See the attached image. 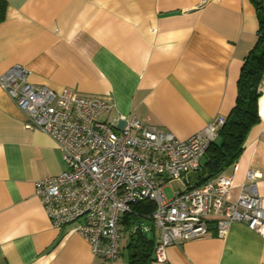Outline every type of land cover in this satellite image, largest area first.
<instances>
[{
    "label": "crops",
    "instance_id": "crops-1",
    "mask_svg": "<svg viewBox=\"0 0 264 264\" xmlns=\"http://www.w3.org/2000/svg\"><path fill=\"white\" fill-rule=\"evenodd\" d=\"M5 2L0 73L22 65L35 86L105 97L111 109L102 120L135 116L178 139L228 116L241 65L257 39L252 0ZM258 88L260 120L238 159L220 172L233 175L232 199L250 171L264 198V75ZM24 122L0 88V264H131L132 226L123 225L118 257L109 263L72 224L53 225L35 182L61 173L66 163L46 133ZM210 223L204 236L167 246L165 260L152 252L139 264H264V237L243 222L220 236Z\"/></svg>",
    "mask_w": 264,
    "mask_h": 264
},
{
    "label": "built area",
    "instance_id": "built-area-1",
    "mask_svg": "<svg viewBox=\"0 0 264 264\" xmlns=\"http://www.w3.org/2000/svg\"><path fill=\"white\" fill-rule=\"evenodd\" d=\"M27 74L22 65H12L0 73V88L25 115V128L46 133L66 163L61 173L37 180L35 194L53 225L72 224L93 254L114 262L123 215L141 200L154 204L148 217L157 261L165 260L167 246L204 236L210 221L220 236L232 222H243L264 237V198L257 192V173L246 174L235 199L230 195L233 175L219 173L201 185L186 184L187 175L200 169L224 116L178 139L135 116L102 120L100 115L111 109L105 97L35 86ZM181 178L186 187L167 197L165 182ZM142 229L151 230L147 224Z\"/></svg>",
    "mask_w": 264,
    "mask_h": 264
},
{
    "label": "trees",
    "instance_id": "trees-1",
    "mask_svg": "<svg viewBox=\"0 0 264 264\" xmlns=\"http://www.w3.org/2000/svg\"><path fill=\"white\" fill-rule=\"evenodd\" d=\"M252 2L258 19L257 39L241 65L235 104L216 138L205 150L200 169L188 175L186 184L201 185L234 163L244 148L250 129L260 120L258 85L264 75V0ZM5 13L6 2L0 0V21L4 19ZM130 208L131 211L123 215L121 222L126 229L131 226L134 229L128 245V256L131 264H139L149 261L154 251V230L148 217L154 204L149 200H141L132 203ZM146 224L150 226V232L143 231L142 225Z\"/></svg>",
    "mask_w": 264,
    "mask_h": 264
},
{
    "label": "rangeland",
    "instance_id": "rangeland-1",
    "mask_svg": "<svg viewBox=\"0 0 264 264\" xmlns=\"http://www.w3.org/2000/svg\"><path fill=\"white\" fill-rule=\"evenodd\" d=\"M185 187L186 185L183 182L182 178L181 179H169L167 182H165L164 191L167 197H170L173 194V192L177 190H183Z\"/></svg>",
    "mask_w": 264,
    "mask_h": 264
},
{
    "label": "water",
    "instance_id": "water-1",
    "mask_svg": "<svg viewBox=\"0 0 264 264\" xmlns=\"http://www.w3.org/2000/svg\"><path fill=\"white\" fill-rule=\"evenodd\" d=\"M183 182H185V179H183Z\"/></svg>",
    "mask_w": 264,
    "mask_h": 264
}]
</instances>
